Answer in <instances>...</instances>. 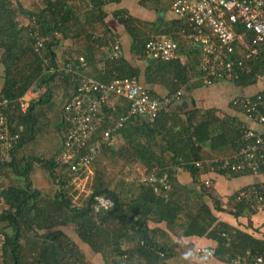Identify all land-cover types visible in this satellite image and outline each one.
<instances>
[{"label":"trees","instance_id":"16d2710c","mask_svg":"<svg viewBox=\"0 0 264 264\" xmlns=\"http://www.w3.org/2000/svg\"><path fill=\"white\" fill-rule=\"evenodd\" d=\"M86 1L87 6L78 8L76 0H43L41 6L32 10L23 7L19 0H0V95L16 99L30 90L42 93L30 98L25 113L17 108L6 113L9 132L18 134V142L10 151L9 160L0 162V202L4 204L0 211V264H93L86 255L89 253L100 256L103 264H179L181 259L183 264H188L192 250L187 252L186 262L185 251L177 249L179 244L172 241L168 232L177 236L204 235L214 240L213 256L219 261H231L239 256L244 259L240 264H264V260L254 259L264 252V242L216 221L203 200L209 183L203 182V189L197 192L188 190L177 180V169L189 172L194 182L206 171L232 177L252 175L248 170L217 168V159L221 157H208L203 152L205 145L211 151L232 147L234 152L241 122L215 109L197 107L181 116L169 110V106L160 110L152 121L139 115L129 118L115 135L122 142L111 148L114 137L102 146L91 163V174H87L86 168L71 170L60 158L68 128L63 106L75 93L82 76L101 82L133 77L153 97L176 92L183 97L187 92L184 87L194 74L192 63L196 57L198 69V45L186 38L192 26L173 12L174 0H138V4L160 12L159 20L140 19L125 9L112 12L129 37L130 55L145 62L143 69L129 63L123 53L119 58H109L99 49L119 40L104 21L106 13L102 5L120 0ZM168 6L175 17L167 20L164 13ZM80 14L84 15V21H80ZM161 34L171 36L176 42L177 58L152 59L145 54L147 41ZM41 38L42 48L36 51L35 42ZM67 39L85 43L82 49L67 51L63 57V63L70 64L74 71L49 72L44 58L57 66L54 46ZM79 57H83V63ZM100 62L99 70L96 63ZM247 62L248 73L232 82L216 83L246 86L264 77V49L259 57ZM149 84L164 86L167 94L157 95L148 88ZM60 92L67 95L62 97ZM61 99H65L62 105ZM119 100L120 104L114 107L106 105L108 114L117 117L128 105L125 99ZM50 113L55 114L46 117ZM49 124L55 129L54 138H59L55 151L47 157L32 153L30 145ZM104 127L105 124L98 134ZM77 159L78 154H74L71 160L76 163ZM106 160L112 163L116 160V164L123 161L119 170L136 163L142 169L133 182L125 173L114 183V175L105 166ZM34 166L47 172L54 185L52 190L43 193L33 187L29 173ZM10 175L14 180L4 185V178ZM150 175L162 179L167 186L145 184L142 180ZM257 185L259 182L252 184ZM124 187L129 197L123 195ZM245 187L234 192L228 206L229 213L236 217L256 212L249 198L236 199ZM102 195L110 197L114 205L95 214L92 205Z\"/></svg>","mask_w":264,"mask_h":264},{"label":"built area","instance_id":"2783aa9c","mask_svg":"<svg viewBox=\"0 0 264 264\" xmlns=\"http://www.w3.org/2000/svg\"><path fill=\"white\" fill-rule=\"evenodd\" d=\"M172 10L192 26V31L186 33V38L198 45L197 79L203 86H211L221 80L232 82L248 73L250 66L247 61L259 57L260 50L264 49V0H174ZM42 40L43 38L35 42L36 51L42 48ZM99 49L109 58H119L122 55L119 40L102 45ZM145 54L152 59H174L177 58V44L169 35H156L145 44ZM233 55L235 58H232ZM44 61L49 72L61 69L71 73L74 71L70 64L59 63L54 66L46 58ZM79 61L83 63V57H79ZM29 92L31 90L16 99L0 95V162L9 160L10 151L18 142V134L9 132L6 113L10 108H17L25 113L29 107ZM112 97L128 102L117 117L105 110ZM179 98L180 92L162 98L153 97L133 77L101 82L82 76L75 93L63 106L68 128L60 158L70 165L71 170L86 168L87 174H91V163L102 146L115 137L117 130L129 118L139 115L152 121L160 110L168 108ZM231 106L238 108L249 121L262 125V128L256 130L242 124L234 141V152L217 159V168L229 171L248 170L252 175L264 174V93L235 97L231 100ZM104 124L105 127L98 134ZM74 154H78L76 163L71 160ZM142 181L145 184L159 183L167 186L162 179L152 175ZM204 182L209 183L208 180ZM243 197L249 198L257 211L264 209V182L240 190L236 199ZM113 205L114 201L110 197L97 196L92 205L93 213ZM213 255L212 248L195 246L192 264H211L210 258ZM254 259L262 262L264 252ZM243 261V258L236 256L231 262L240 264Z\"/></svg>","mask_w":264,"mask_h":264},{"label":"crops","instance_id":"0c3cea01","mask_svg":"<svg viewBox=\"0 0 264 264\" xmlns=\"http://www.w3.org/2000/svg\"><path fill=\"white\" fill-rule=\"evenodd\" d=\"M19 2L22 5L24 4L22 0H19ZM86 2H87L86 0L85 1L76 0V7L80 8L81 6H87ZM116 9H125L129 14L148 21L159 20L160 19L159 17L162 15L160 12H157L152 8H146L141 4H138V0H120L118 2H109L102 5V10L106 13L104 21L107 27L110 28L111 32L118 36L117 38L121 42L123 56L132 65L138 66L140 69H143L145 67V62L135 60L132 58L129 52V44H130L129 37L125 33L123 26L120 23H118L112 16V12ZM174 17L175 15L171 12L168 6V9L164 13V18L168 20ZM84 20H85L84 15L80 14V21H84ZM84 44L85 43L83 42V40H75V41H70L68 39L64 41L60 40L59 43L54 46L56 63L58 64L63 63V57L65 56V53L67 51H72V49H78V50L82 49ZM196 46L197 45H195V47ZM184 58L186 59V55L184 56ZM189 59L191 58L189 57ZM196 59L197 57L195 58V62L192 63L194 66V71H193L194 74L186 84V87H184L187 88V92L183 97H180V99H184L185 101L180 105L177 103L178 101H175L170 105L168 109L169 110L171 109V111L174 112H178L179 114H181V116H183L184 111L189 110L193 107H197L200 109H215L219 114L225 115L236 122H241V124L248 125L249 127L254 128L256 130H261L262 125L249 121L239 109H236L231 106V100L235 97L241 98L245 96H251L260 90H264V81H261V79H259L254 84H250L246 86L236 85L225 81L215 83L211 86H203L200 82H198L197 79L198 69H197ZM96 65L99 70L102 69L101 62L96 63ZM1 69L2 68L0 65V75L2 72ZM262 79H264V77H262ZM147 86L149 89L157 93V95L167 94V89L164 86L158 84H151V85L149 84ZM40 93L41 92L39 91L34 92L33 90H31V92H29L27 96L31 98L39 95ZM59 94L62 97L67 95L66 92L65 93L60 92ZM64 101L65 99H61L60 105H62ZM119 101L120 100L112 97L108 100L107 103H109L110 107H114L115 105L120 104ZM54 114L55 113H50L49 115H46V117L54 116ZM115 138H117V140H115V142L111 144V148L113 149L117 148L119 144L122 142V138L120 136L117 135ZM216 151H218V153ZM106 152L103 151L102 155L104 156V153ZM203 152L204 153L206 152L208 157L214 156L215 158H219V157L231 155L233 153V148L232 147L219 148L218 150L211 151L205 145ZM114 162H116V160ZM122 162L123 161L120 160L117 162V164H119L121 167ZM105 166L106 167L108 166V161H106ZM124 166L127 169H129L127 165ZM132 167L136 168L135 171L137 173L141 172L140 169L142 168L140 167V163L139 164L136 163V165ZM92 173H93V169H92ZM134 178H136L135 174L131 178L130 182H133L132 179ZM177 180L181 185H184L188 190H195L197 192H199L198 190L201 191V189H203L204 180H209V185L206 186L207 187L206 190L208 194L205 193H204L205 195L203 194V200L206 201V203L208 204L209 208L211 209L212 215L216 217V221L225 222L229 226H232L242 232L251 235L256 240L264 242V209L260 211L256 210V212L243 214L237 217L229 213V209H228V206L231 203L232 195L234 194V192L242 187L252 185L254 182L257 183L264 182L263 173L259 175L249 174V175H238L232 177L224 174H219L216 172L206 171L205 173L200 175V177L196 182H194L189 172L182 169H177ZM38 181L39 179L37 177H35V181L33 182L31 181V183L35 185L34 187L37 189H39ZM130 182H128L126 185H128ZM126 191H128V189L127 187H124L123 195L129 197ZM150 226L152 227L154 226V224H150ZM159 226L164 228L163 224H159ZM165 230L167 231V229ZM168 234L170 235V238H172V241L179 244V247L177 249L185 251L183 255H184V260L186 262L189 256V253L187 252H190L191 250L193 252L192 248H194V246L212 248L216 244L214 240H211L204 235L177 236L171 232H168ZM88 255L90 256V258L93 259V260L91 259V262L93 264H103V261L100 258V256L96 254L93 255L92 253H89ZM98 257L99 259L97 260ZM189 258H190L189 262H191L190 264H192L193 262L192 254H190ZM178 262L182 264L184 263L183 259L179 260ZM210 262L211 264H232L231 261H226V262L219 261L214 256L210 258Z\"/></svg>","mask_w":264,"mask_h":264},{"label":"rangeland","instance_id":"374dc122","mask_svg":"<svg viewBox=\"0 0 264 264\" xmlns=\"http://www.w3.org/2000/svg\"><path fill=\"white\" fill-rule=\"evenodd\" d=\"M23 1V6L32 10H36V6L39 7L42 4L43 0H22ZM261 81H264V79L260 78ZM54 127L51 126L49 124V126H47V128L44 127V129L40 132H38L37 137L35 138V140L33 141V143L30 145L29 149H31L32 153H36L37 155H45L46 157L51 154L53 151H55L56 149V143L58 142L59 138L55 137V129H53ZM117 140V138L115 139ZM115 140L112 142L114 143ZM28 153V152H27ZM30 154V153H28ZM100 159V158H99ZM108 161V171L114 175V179L113 180H117L121 175L123 174H129V179L131 180V178L134 176V174H138L135 170L136 168L134 167H129V169H127L125 166L122 167V170L120 169V165L116 164L115 162L112 163L110 160H106ZM133 170V171H132ZM29 177L30 180L33 182L35 181V177H37L39 179L38 184H39V190L43 193H46L50 190H52L54 188L53 183L51 182V180L49 179V177L47 176V172L45 170H43L42 168L38 167V166H34L32 169V172L29 173ZM14 180L13 175H10V177H8L7 179L4 178L3 184L7 185L8 183H10L11 181ZM116 183V181L114 182ZM84 184V183H83ZM33 185V184H32ZM35 185H33L34 187ZM4 204H2V202H0V211L3 209ZM0 240H1V235H0ZM195 247V246H194ZM193 249V248H192ZM87 252V251H86ZM192 254V253H190ZM89 258L90 256L88 254H86ZM95 255V254H93ZM92 258H90L91 260ZM99 259V257L97 258V260ZM93 260V259H92ZM95 261V259H94ZM191 263V262H190ZM188 263V264H190Z\"/></svg>","mask_w":264,"mask_h":264},{"label":"water","instance_id":"95a60500","mask_svg":"<svg viewBox=\"0 0 264 264\" xmlns=\"http://www.w3.org/2000/svg\"><path fill=\"white\" fill-rule=\"evenodd\" d=\"M184 101H185L184 99H179L177 103L180 105V104H182Z\"/></svg>","mask_w":264,"mask_h":264},{"label":"clouds","instance_id":"9594fccd","mask_svg":"<svg viewBox=\"0 0 264 264\" xmlns=\"http://www.w3.org/2000/svg\"><path fill=\"white\" fill-rule=\"evenodd\" d=\"M192 254H193V252H192ZM232 261V260H231Z\"/></svg>","mask_w":264,"mask_h":264}]
</instances>
